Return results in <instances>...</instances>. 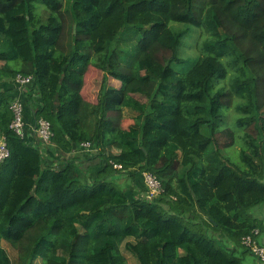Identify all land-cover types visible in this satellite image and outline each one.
I'll return each mask as SVG.
<instances>
[{
  "label": "trees",
  "instance_id": "16d2710c",
  "mask_svg": "<svg viewBox=\"0 0 264 264\" xmlns=\"http://www.w3.org/2000/svg\"><path fill=\"white\" fill-rule=\"evenodd\" d=\"M192 28L208 38L179 72ZM0 62V82L34 77L26 121L54 133L50 145L15 135L0 90V264H129L123 246L139 264H264L243 245L264 222L250 215L264 205V0H0ZM91 67L103 80L88 107ZM237 143V160L222 154ZM83 154L104 160L93 182ZM145 173L160 197L127 194ZM114 175L136 181L123 192Z\"/></svg>",
  "mask_w": 264,
  "mask_h": 264
},
{
  "label": "rangeland",
  "instance_id": "374dc122",
  "mask_svg": "<svg viewBox=\"0 0 264 264\" xmlns=\"http://www.w3.org/2000/svg\"><path fill=\"white\" fill-rule=\"evenodd\" d=\"M206 38H208V35L206 32H204L203 29H198V28H192L191 29L190 36L186 37L184 39L183 45L179 49L180 53H181V57L185 60L188 59L189 63L186 65H182V64L174 65V67L177 71L183 72L188 66H190L194 63V60L196 58H198L200 55L199 45ZM0 66H2V62H0ZM102 80H103V73L101 71H99L98 69L91 67L85 76V86L83 89V97H84L88 107L89 106L91 107L92 105L97 103L99 91H100V88L102 85ZM108 82H109L110 86H114V87H120V85H121L120 82H118L112 78H110ZM231 111L232 112L229 114V118H228L229 122L228 123L231 124L230 127L235 129L234 120H233L234 119L233 118L234 117V111L233 110H231ZM92 119L94 120V117H92ZM132 123H133L132 120L126 119L123 122V126H124V128H126V127H128V125H130ZM226 123H227V120H226ZM90 126L92 127L91 124H90ZM238 141H241V139L238 138ZM241 148H242V143H237L235 147L222 151V154L224 156L230 157L232 160L235 161V160H237V157H238V154L240 153ZM208 153L209 154L207 156V161H209V162H217L218 161L216 155L214 154V148H211ZM57 154H58L57 158H59V159L61 157H63V159H65V158L71 159L76 155V154H74V152L66 153V154H64V153L60 154V151ZM80 158H82V155H80ZM92 159L95 160L96 157H93ZM54 163H57V161H54ZM125 179L127 181H130V182L132 180L136 181L139 179V176L137 177L136 180L134 177H129V175ZM116 189L125 192L126 187L123 185H121V186L119 185L116 187ZM138 195H140L141 197L144 196V198H150V195L145 188H142L141 192ZM250 215L256 217L259 221L263 222L264 221V205L252 209L250 211ZM212 235L215 237L220 236V238H221V235H217L216 233H213ZM129 240L133 241V239H129ZM262 244H264V242ZM3 247L8 252L10 258L14 262H16L17 252L6 242L3 243ZM122 252L127 257L129 264H139L138 261L124 248V246L122 247ZM244 264H258V263H256L254 261V259L250 255H248L244 259Z\"/></svg>",
  "mask_w": 264,
  "mask_h": 264
},
{
  "label": "built area",
  "instance_id": "2783aa9c",
  "mask_svg": "<svg viewBox=\"0 0 264 264\" xmlns=\"http://www.w3.org/2000/svg\"><path fill=\"white\" fill-rule=\"evenodd\" d=\"M33 82L34 77H25L22 75H18L16 79L13 80L14 89L18 95L12 97L11 100L10 110L13 115V120L10 125V129L15 135L25 140L31 137L32 131V134L37 138V143H40L41 145H50L54 133L52 131V125L49 121L45 119L36 120L31 131H27L28 126L25 118V105L22 97L28 93ZM82 147L87 151L92 150L90 143H84L82 144ZM9 156L10 152L7 139L5 137H0V165L8 159ZM115 167L116 169L122 168L119 165H115ZM144 182L146 190L150 195V199L160 197L164 193L163 185L156 176L145 173ZM259 234L260 231L255 230L250 235L243 237V245L250 249L259 263H264V244L258 240Z\"/></svg>",
  "mask_w": 264,
  "mask_h": 264
},
{
  "label": "crops",
  "instance_id": "0c3cea01",
  "mask_svg": "<svg viewBox=\"0 0 264 264\" xmlns=\"http://www.w3.org/2000/svg\"><path fill=\"white\" fill-rule=\"evenodd\" d=\"M0 90H6L8 91L9 95L12 97H15L16 95H18V93L15 91L14 89V85H13V80L11 81H3L0 82ZM35 124L34 118L33 116L29 113L28 117H27V131H31L33 125ZM29 142L31 143H35V144H40L37 143V138L35 135L32 134L31 131V137L28 139ZM111 149L107 148V152L110 154ZM95 153V152H94ZM93 153V154H94ZM92 154V153H91ZM100 153L97 152V155L99 156ZM85 154H83V159L79 158V162L80 164L83 166V170H86L87 172V177H88V181L89 182H93L94 180H96V178L98 177L99 173L103 170V165H104V160L102 159V157H96L95 160H93V156H84ZM52 157V155H51ZM92 161H91V160ZM58 164H61L60 162H58ZM141 177V176H140ZM112 179L114 181H116L117 184H122L125 183V178L121 177L120 175H114L112 177ZM142 179V177H141ZM141 179L139 178L136 182L132 183L131 185L127 184V194L131 195L132 197H136V198H142L140 195H138L142 188H144V184L143 181L142 183L140 182ZM258 240H260L262 243L264 242V222H263V231L261 232V236L258 238Z\"/></svg>",
  "mask_w": 264,
  "mask_h": 264
}]
</instances>
